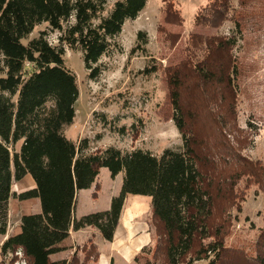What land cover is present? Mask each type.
Wrapping results in <instances>:
<instances>
[{"label":"trees","instance_id":"trees-1","mask_svg":"<svg viewBox=\"0 0 264 264\" xmlns=\"http://www.w3.org/2000/svg\"><path fill=\"white\" fill-rule=\"evenodd\" d=\"M107 2L0 0V234L7 230L8 203L15 195L13 182L30 176L35 187L16 197L37 198L40 207L38 213L21 217L20 232L2 243L1 256L10 253L9 263L13 264L20 250L25 264H89L99 256L91 242L87 250L86 244L81 247V259L76 253L69 260L52 261L50 256L70 249V230L93 228L102 239L111 241L124 200L132 194L151 197L154 260L193 264L211 257L208 264H229V258L230 264H236L237 259L231 257L234 251L224 242L232 225L230 211L238 205L235 187L247 177L264 196V167L241 158L223 140L224 134L231 133L221 128L226 126L220 122V114H211L219 130L217 140L212 142L203 135L195 125L197 113L186 111L182 100L187 76H195L200 86L215 83L217 87L230 81L234 68L218 59L235 42L193 35L191 39L203 40L200 59L194 64L185 60L166 71L173 121L183 141L181 150L166 149L160 154L140 148L123 152L113 146L90 150L88 139L76 141L64 133L73 123L78 99L76 77L64 63V46L81 53L88 78L97 77L100 58L116 46L114 38L124 23L135 19L147 0H116L110 8ZM201 11L202 17L199 13L194 16L195 25L219 27L233 8L229 0H212ZM41 24L47 29L30 37ZM48 29L60 33L58 44H50ZM146 43V33L138 31L130 54L136 50L145 53ZM229 103L220 96L205 102L204 108L210 114ZM102 168L112 178L122 174L120 192L111 199L108 210L75 218L77 191L94 185L95 198L100 188L95 181ZM256 248L257 264H264V230L257 237Z\"/></svg>","mask_w":264,"mask_h":264},{"label":"rangeland","instance_id":"rangeland-1","mask_svg":"<svg viewBox=\"0 0 264 264\" xmlns=\"http://www.w3.org/2000/svg\"><path fill=\"white\" fill-rule=\"evenodd\" d=\"M114 1L108 0V8ZM209 1L212 0H147L136 18L124 23L114 38L116 46L100 58L101 71L93 79L87 76L81 53L64 46L65 66L74 73L78 87L76 115L73 123L64 129L66 136L76 141L88 139L90 150L108 146L123 152L140 148L154 154L166 149L181 150L183 141L173 121L166 71L185 60L194 64L200 59L203 48L200 41L203 40H193L191 36L223 37L235 44L225 47L226 51L218 60L228 62L235 70L234 75H230L229 69L230 81L228 79L217 87H214L215 83L200 86V80L195 76H187L182 88L183 105L186 111L197 113L196 127L212 142L217 140L219 132L212 118L220 114V122L226 126L221 128L231 133L224 134L223 140L241 158L258 161L264 167V0H229L233 12L221 26L195 25L194 16L197 13L203 15L201 9ZM43 29H47L46 24L37 26L30 37ZM138 31L147 35L146 52L136 50L130 54L136 45ZM59 35L58 31L48 29L50 44H58ZM211 56L215 60L218 58L215 53ZM27 67L31 69L29 65ZM145 68L154 71L147 73ZM220 96L230 102L229 107L214 108L210 114L207 113L205 102L215 101ZM231 110L234 113L232 122ZM104 119L108 121L106 124ZM230 128H233L231 132ZM17 148L18 145L15 146ZM121 180V173L113 179L109 171L102 168L95 181L102 187L101 196L96 194L95 198H98L95 200L90 195L86 199L82 196L84 193L79 194L77 214L103 210L109 190H115ZM33 182L27 175L12 183L15 195L9 200L7 232L12 233L18 228L25 209L32 210L31 204L24 206L23 200L16 195L34 188ZM90 188L93 194L94 185ZM235 191L238 205L230 211L232 225L224 242L228 249L234 251L231 257L237 259L236 264H257V237L264 230V196L258 185L247 177L237 182ZM129 205L134 208L140 206L137 200L129 202ZM154 243L153 232V242L139 256V264H163L161 260L152 258ZM85 246L84 251L88 249V243ZM71 248L74 250L72 245ZM76 251V248L75 252L71 251V256ZM235 251L243 255L236 256ZM18 255L19 263L25 264L20 250ZM77 255L81 259L83 252L80 250ZM10 258L11 254L7 253L0 260L10 264ZM210 259L193 264H208Z\"/></svg>","mask_w":264,"mask_h":264},{"label":"crops","instance_id":"crops-1","mask_svg":"<svg viewBox=\"0 0 264 264\" xmlns=\"http://www.w3.org/2000/svg\"><path fill=\"white\" fill-rule=\"evenodd\" d=\"M115 178L116 176L113 179ZM33 184L35 185L34 182ZM121 184L118 183V186H116L117 188L115 190H109V194L107 195L108 201L103 210L86 211L82 212L81 214H77L78 205L80 203L79 194L84 193L82 196H85L84 198L86 199L88 198V195H90V198H92V191L91 188L77 191L74 217L79 218L88 213L108 210L110 208L111 199L117 196L120 192ZM101 193L102 187L96 194H98L99 197L101 196ZM97 198H95V200ZM133 200H137L139 203L140 206L138 208H134L132 205H129V202ZM23 202L24 206L25 204H31L32 210L25 209V212L22 214V216L39 212L40 207L37 198L23 200ZM150 203L151 197L149 196L128 194L124 200L120 217L114 229L111 241L102 239L99 233L93 228L88 227L78 231L70 230L69 241L74 250L71 248L69 250L53 254L50 256V259L52 261L64 259L68 260L69 256H71V251L75 252L76 248V252L78 253L80 252V249H78L79 247L91 242L96 246L99 256L95 261H91L89 264H139V256L142 255V249L149 247L153 242V230L149 223ZM9 206L10 205L8 203V209ZM19 232L20 224L14 232L10 233L6 230L4 235L0 234V247L8 237L16 235Z\"/></svg>","mask_w":264,"mask_h":264},{"label":"built area","instance_id":"built-area-1","mask_svg":"<svg viewBox=\"0 0 264 264\" xmlns=\"http://www.w3.org/2000/svg\"><path fill=\"white\" fill-rule=\"evenodd\" d=\"M16 254H17V256L19 257V255H18V251L16 252ZM20 261L19 260H17L15 263H13V264H20L19 263Z\"/></svg>","mask_w":264,"mask_h":264},{"label":"water","instance_id":"water-1","mask_svg":"<svg viewBox=\"0 0 264 264\" xmlns=\"http://www.w3.org/2000/svg\"><path fill=\"white\" fill-rule=\"evenodd\" d=\"M12 187V186H11ZM11 192H12V188H11Z\"/></svg>","mask_w":264,"mask_h":264}]
</instances>
